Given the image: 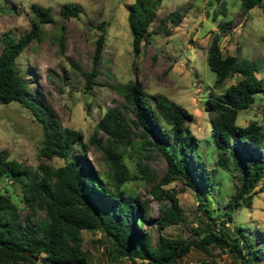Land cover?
Listing matches in <instances>:
<instances>
[{
  "label": "trees",
  "instance_id": "16d2710c",
  "mask_svg": "<svg viewBox=\"0 0 264 264\" xmlns=\"http://www.w3.org/2000/svg\"><path fill=\"white\" fill-rule=\"evenodd\" d=\"M215 1L224 13L223 0ZM239 1L244 11L258 6L264 18V0ZM159 2L133 0L126 6L134 56L148 43L147 36L151 33L150 25L155 20ZM29 10L33 18L27 31L16 38L7 34L1 37L0 104L16 101L29 111L41 132L37 149L41 160L31 168L9 159L6 150H0V179L18 184L28 209L21 219L17 205L0 193V264H33L34 256L41 264H91L82 249V231H100L111 243V259H123L127 264H179L191 248L206 254H211L214 248L220 252L228 250L242 264H264L263 231L250 237L244 227L234 225L235 233L230 237L226 227V223L232 221V210L249 204L257 184L264 182V100L262 125L255 120L244 126L235 124L238 111L248 108L255 94L264 95V77L256 76L259 63L246 57L223 55L220 36L211 37L206 63L215 76L213 87L219 88L238 75L222 91H209L204 103L211 135L220 149L215 164L223 168L231 164L236 183L224 204L227 211L221 220L210 216L197 201V207L207 213L209 220L201 232L195 230L198 240L158 233L152 241L150 233L142 228L149 220L148 202L127 193L122 185L134 179L146 185L154 183L149 193L160 202L159 214L150 222L156 229L183 221L176 191L162 189L161 185L182 177L195 190L199 186L209 190L214 175V169L206 170L196 152L198 139L189 132L188 126L193 120L192 114L164 95L147 94L136 79L117 83L114 88L124 101V111L118 107L106 108L95 123L93 134L83 140L80 130L60 124L56 112L29 88L16 64L20 52L33 40H40V25L53 21L48 7L32 4ZM80 10L77 4L68 3L59 6L58 14L64 19L74 18ZM178 17V12H171L160 19L156 29L169 34L165 22L175 23ZM97 28L103 30V22L97 24ZM59 36L62 38V34ZM103 42L102 31L94 40L91 68L85 77L87 87L93 84L95 63ZM97 133L100 137H96ZM101 137H105V143ZM127 145L136 153V172L132 174L122 160ZM91 146L103 157L107 167L105 178L86 156ZM147 146L155 148L166 163L162 176L156 181L152 170L139 157ZM53 159L60 163H52ZM39 211L42 217L36 216ZM254 242H257L255 246ZM241 248L247 254L244 259Z\"/></svg>",
  "mask_w": 264,
  "mask_h": 264
},
{
  "label": "rangeland",
  "instance_id": "374dc122",
  "mask_svg": "<svg viewBox=\"0 0 264 264\" xmlns=\"http://www.w3.org/2000/svg\"><path fill=\"white\" fill-rule=\"evenodd\" d=\"M131 2L133 0H0V48L3 35L16 38L29 29L33 18L30 5L50 9L53 21L40 25V40L30 42L20 52L16 64L29 88L56 112L60 124L80 130L85 141L93 134L95 123L106 108L118 107L124 111V101L114 88L117 83L136 79L147 94L164 95L190 112L193 120L188 126L189 132L198 139L196 152L206 170L214 169V175L209 190L200 186L195 190L182 177L161 185L162 189L176 191L183 221L156 229L150 222L159 214L160 202L149 193L154 183L146 185L134 179L126 181L122 187L127 193L148 202L149 220L142 228L150 233L152 241L158 233L196 241L199 235L195 230L201 232L209 222L207 213L197 207V201L202 203L210 216L221 220L227 211L224 204L236 183L231 164L226 168L215 164L220 149L211 135L204 103L209 91H222L238 75L226 80L221 87L214 88L215 76L206 63V49L211 37L218 34L223 55L257 61L260 67L256 76L264 77V18L258 6L242 10L239 0H223L224 13L218 9L215 0H160L155 8V20L150 25L148 43L134 56L126 19V6ZM68 3L80 7L77 17L64 19L59 16V6ZM174 11L179 13L178 21L165 22L169 34L157 30L160 19ZM101 22L103 30L97 28ZM102 31L104 42L96 59V74L92 77L93 84L87 87L85 77L91 68L94 40ZM69 61L77 67H72ZM263 100L264 95L255 94L252 104L238 111L235 124L244 126L248 121L255 120L262 125ZM40 135L39 125L20 103L10 101L0 104V150H6L9 159L36 167L41 160L37 154ZM96 137H100V133ZM101 138L105 143V137ZM134 155L135 151L127 145L122 160L130 174L136 172ZM86 156L105 178L107 167L101 154L91 146ZM139 157L152 170L155 181L162 176L166 163L155 148L147 146ZM52 163H60V160L53 159ZM0 193L17 205L19 216L23 219L28 209L22 201L18 184L0 179ZM232 214V221L226 223L230 237L234 236V225L244 227V232L250 237L264 232V182L257 184L250 203L232 210ZM42 215L41 211L36 214L38 217ZM256 244L254 242L253 246ZM82 249L91 264H127L123 259H111V243L100 231H82ZM210 253L191 248L179 264H242L228 250L220 252L214 248ZM241 254L243 259L247 256L243 248ZM33 264L41 263L36 258Z\"/></svg>",
  "mask_w": 264,
  "mask_h": 264
},
{
  "label": "water",
  "instance_id": "95a60500",
  "mask_svg": "<svg viewBox=\"0 0 264 264\" xmlns=\"http://www.w3.org/2000/svg\"><path fill=\"white\" fill-rule=\"evenodd\" d=\"M199 108H201V107H199ZM34 259H36V257L34 256Z\"/></svg>",
  "mask_w": 264,
  "mask_h": 264
}]
</instances>
